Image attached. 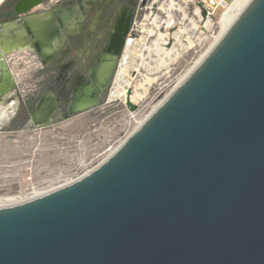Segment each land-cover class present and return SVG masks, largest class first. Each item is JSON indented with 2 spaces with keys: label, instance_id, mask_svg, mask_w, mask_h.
<instances>
[{
  "label": "water",
  "instance_id": "obj_1",
  "mask_svg": "<svg viewBox=\"0 0 264 264\" xmlns=\"http://www.w3.org/2000/svg\"><path fill=\"white\" fill-rule=\"evenodd\" d=\"M0 264H264V0L101 163L0 207Z\"/></svg>",
  "mask_w": 264,
  "mask_h": 264
},
{
  "label": "rangeland",
  "instance_id": "obj_2",
  "mask_svg": "<svg viewBox=\"0 0 264 264\" xmlns=\"http://www.w3.org/2000/svg\"><path fill=\"white\" fill-rule=\"evenodd\" d=\"M170 1L161 0V9L163 4L168 8ZM184 1L187 2V0ZM184 6L181 5L179 11H172L176 23L172 26V28L175 27L174 31L172 28L169 30L175 32L180 26L187 25L190 28V34L196 39L195 45L181 51L183 53L172 62L168 73H166L168 69L158 73H147L144 67L138 75L136 72H131L132 76H137L136 81L140 82L141 74L158 77L153 84L147 85L148 90L144 93V98L135 104V110H131L123 98H110V95H107L104 101L93 110L73 115L58 123L52 122L44 127H23L13 134L0 133V180L8 176L12 179L9 183L10 187H0V195L12 196L29 192L32 186L54 187L67 179L83 174L97 165L112 148L120 144L132 132L136 121L146 118L145 116L176 83L177 76L194 63L207 48L213 36L220 31L217 19L213 21L212 27L202 34L201 39H197L201 28L191 29L192 8L189 6L184 9ZM184 13L187 17L182 20ZM167 14L166 11L154 10L150 18L148 11L145 13V19H141L145 23L142 27L146 29L142 35L147 36L148 44L157 39L159 32H167ZM220 14L221 9L217 10L215 17L218 18ZM156 15L159 17V28L152 23ZM196 22L199 25V22ZM151 27L155 32L149 34L147 30ZM174 42L175 40L172 39L165 46L171 47ZM13 55L9 65L15 71L16 85L22 99L30 91L39 89L38 84L43 81V75L39 73L40 67L37 63L32 66L29 52L21 51ZM153 56V60L148 59L150 64L153 63L152 66L156 58L155 55Z\"/></svg>",
  "mask_w": 264,
  "mask_h": 264
},
{
  "label": "bare ground",
  "instance_id": "obj_3",
  "mask_svg": "<svg viewBox=\"0 0 264 264\" xmlns=\"http://www.w3.org/2000/svg\"><path fill=\"white\" fill-rule=\"evenodd\" d=\"M4 1L5 0H0V6ZM250 1L251 0H234L227 8V10L218 17L217 22L220 25V31L213 36V39L210 41L207 48L199 55V57L194 61V63L182 74L177 76L176 83L159 101V103L156 104L155 108L148 115L145 116L146 118L162 103V101L169 95L170 92H172L183 80H185V78L203 60V58L220 40L226 30L231 26V24L235 21V19L239 16V14L243 11V9L247 6ZM176 7L177 5L174 0L170 1L168 8L165 7V4L162 5L161 10L164 9L163 11H166L168 13V20L166 26L167 32H159L157 39L151 44L147 43L146 35H142L140 38L137 39L132 37L129 38L126 44L124 57L120 64L118 75L115 79L114 91L112 90L113 92L111 98L121 97L127 103L130 102L132 104H138L144 98V93H146L148 90L147 85L153 84L158 79V77H152L149 74H141L142 80L140 82L136 81V77L134 78L131 72L134 71L137 72V74H140L141 68L144 67L147 73H158L165 69H168L166 71V73H168L172 62L175 59L177 60V57H179L183 53L181 51H184L185 49H190L195 45L196 39L190 34V28L187 25L180 26L175 32L169 30L176 23V18L172 13V11L176 10ZM178 8L180 9L181 7ZM51 16L52 12L51 10H49L46 12H42L40 15L37 16L27 17L25 18L24 22H12L1 28L0 93L9 90L8 94H5L6 96L3 103L4 106H1L2 109H7L5 118L3 119V121L1 120L2 123H5L11 117H13L15 109L17 108L19 102L18 94L16 90H14L16 83L15 71L9 65V60H11L12 55L17 52L27 51L29 47L36 46L38 47L40 55L44 56L45 62H49L54 56V54L59 51L63 46V38L59 35V25L54 18L50 19ZM185 17H187L186 13H184L182 20H184ZM121 20L122 17L116 22L115 33L109 44L108 50L113 46L116 48V52H119L121 49L124 40L123 34H121L119 30ZM196 21L193 18L191 19V29L201 28V33L197 38L201 39L202 34L212 27L213 22L208 21L205 26L201 27L197 25ZM152 23L157 28L160 27L159 17L157 15L153 19ZM143 31L146 32V29L143 28ZM153 32H155L153 27L147 30V33L149 34H152ZM172 39L175 40L173 45L171 47H166L165 45L169 44ZM153 55H155L156 58L154 61V65L152 66L151 64L153 63L150 64V61L148 59H152ZM107 57L108 56L104 54L103 58ZM114 58L116 59V57ZM114 61L112 62L113 64L116 63V61L115 63ZM110 74L111 70L107 69L105 63L99 66V68L95 70L92 74L91 82L81 89L77 98L75 99L73 105L74 110L82 109L92 104H95L98 100V96L104 88V85L107 83ZM132 88L133 91H131ZM92 92L96 93V96L93 100H90ZM58 105L59 101L56 94L53 90H48L44 94L38 107L33 113V121L35 125L37 124L39 127H44L48 125L50 123V118L52 117V114L54 113ZM146 118L140 119L134 127V130L139 127ZM129 135L130 134H128L126 138ZM123 141H121L120 144H118L115 148H112L110 152L99 163H101L104 159L111 155L122 144ZM94 167L88 169L83 174L74 178L67 179L64 183L54 187L38 188L36 186H32L31 191L29 192H24L12 196L0 195V207L10 206L26 200H30L49 191H52L56 188L69 184L78 179L79 177L83 176L90 170H92ZM11 181L12 179L9 176L6 177L4 180H0V187L9 186V183H11Z\"/></svg>",
  "mask_w": 264,
  "mask_h": 264
},
{
  "label": "flooded vegetation",
  "instance_id": "obj_4",
  "mask_svg": "<svg viewBox=\"0 0 264 264\" xmlns=\"http://www.w3.org/2000/svg\"><path fill=\"white\" fill-rule=\"evenodd\" d=\"M20 1L5 0L1 4L0 26L10 21L24 22L27 17L51 10L50 19L54 18L59 25V35L63 38V46L49 62H45L44 56L40 57L35 49L28 48L30 62L33 63L32 66L36 63L39 65V73H42L43 81L38 84L39 89L30 91L22 99L19 96L17 82L15 83L14 90L18 94L19 102L13 117L5 123L2 121L7 109L2 107L9 90L0 96V107L2 106L0 133L2 134H13L23 127H35L33 119L30 123L31 112L48 90H53L59 101V105L50 118V123H58L73 116L69 111L72 102L75 101L81 89L91 82L92 74L103 63L108 70H111L110 77L98 96V103L92 104L93 106L86 111L99 106L107 95L111 98L127 41L130 37L140 38L144 33L142 26L145 23L141 19H145L146 12L149 11L152 18L154 10L161 11V0H42L29 11L19 13L17 5ZM121 17L119 30L124 37L121 49L116 52L113 46L108 50L115 33L116 22ZM174 28H172L173 31ZM104 54L108 57L103 58ZM113 61L115 64L112 63ZM95 96L96 93L92 92L90 100H93ZM29 123L30 127H28Z\"/></svg>",
  "mask_w": 264,
  "mask_h": 264
},
{
  "label": "built area",
  "instance_id": "obj_5",
  "mask_svg": "<svg viewBox=\"0 0 264 264\" xmlns=\"http://www.w3.org/2000/svg\"><path fill=\"white\" fill-rule=\"evenodd\" d=\"M233 1L234 0H187V2H185L184 0H175V3L177 5V11L180 10L178 7L181 5H185L184 9L191 6L193 19L198 20L199 26L203 27L208 21L213 22L217 20L218 18L215 17L217 10L221 9V14H223ZM137 122L138 121H136V124ZM133 131L134 129L132 132Z\"/></svg>",
  "mask_w": 264,
  "mask_h": 264
}]
</instances>
